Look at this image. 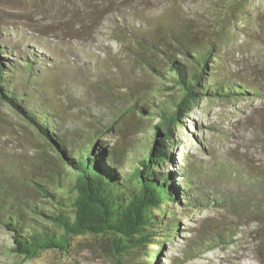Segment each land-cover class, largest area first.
I'll return each instance as SVG.
<instances>
[{"label":"rangeland","instance_id":"374dc122","mask_svg":"<svg viewBox=\"0 0 264 264\" xmlns=\"http://www.w3.org/2000/svg\"><path fill=\"white\" fill-rule=\"evenodd\" d=\"M232 6L233 0H0V46L6 49L0 59L17 69L23 56L42 54L35 65L67 112L85 117L92 92L87 87L97 80L109 102L136 100L135 114L116 134L102 137L110 146L130 143L120 177L147 152L156 112L172 92L146 63L157 65L159 57L136 38L147 40L155 27L182 30L190 42L214 43L210 64L220 66V78L237 83L243 78L262 88L259 96L203 98L174 127L173 143L165 147L168 160L153 171H172L176 181L184 161L198 164L206 173L195 178L215 200L197 207L169 205L178 229L163 237L151 226L153 239L130 253V260L121 257V264L141 262L150 250H160L159 264H264V0H245L236 11ZM11 76L21 88L24 71ZM141 106L149 112L142 114ZM42 142L20 114L0 102L1 150L23 157L28 167L29 161L40 164L43 175L55 153L48 149L39 157ZM12 246L13 234L0 225V264H113L105 239L89 235L73 237L67 252L46 250L24 261Z\"/></svg>","mask_w":264,"mask_h":264},{"label":"trees","instance_id":"16d2710c","mask_svg":"<svg viewBox=\"0 0 264 264\" xmlns=\"http://www.w3.org/2000/svg\"><path fill=\"white\" fill-rule=\"evenodd\" d=\"M244 1L233 0L232 8L242 9ZM145 36L148 41L136 38L138 44L142 49L151 48L159 57L157 65L146 60L149 69L164 81L162 86L176 93L169 92L167 103L156 112L154 140L147 152L122 177L118 169L130 151V143L116 141L110 146L102 137L116 134L121 122L135 114V99L131 104L125 98L120 104L109 102L103 81H93L87 87L92 92H88L91 99L85 117L73 116L57 100L54 85L43 76L44 70L35 65L42 54L23 56L17 69L0 59V102L39 128L46 142L38 143L37 155L44 157L50 149L56 162L42 175L44 167L40 164L29 161V167L37 171L29 169L23 157L0 149V225L13 234L11 251L22 261L46 250L67 252L73 237L89 235L105 239L112 263L121 264V257L130 260V253L153 239L151 226L159 227L163 237L168 235L166 231L178 229L169 205L197 207L203 201L215 200L195 178L206 173L204 167L186 160L179 166L180 178L176 181H171L174 172L155 173L153 168H160L168 160L165 147L173 143L174 127L200 100L259 96L262 88L243 78H238L239 83L220 78V66L210 64L216 51L214 43L190 42L182 30L171 27H155ZM5 51L0 46V53ZM18 70L24 71L21 88L11 76ZM139 109L142 114L150 110L144 106ZM159 251L150 250L141 262L124 264H159Z\"/></svg>","mask_w":264,"mask_h":264},{"label":"water","instance_id":"95a60500","mask_svg":"<svg viewBox=\"0 0 264 264\" xmlns=\"http://www.w3.org/2000/svg\"><path fill=\"white\" fill-rule=\"evenodd\" d=\"M12 110H14V109H12ZM14 111H16V110H14ZM17 113L22 116L23 120H25V122L28 125H31L34 128V130L36 131V134L41 138V140L44 141V142H46V140H45L46 137L39 131V128H37V126L35 124H33L32 122H30L26 118H24V115L22 113H20V112H17Z\"/></svg>","mask_w":264,"mask_h":264}]
</instances>
